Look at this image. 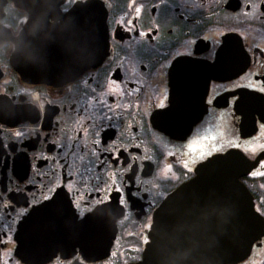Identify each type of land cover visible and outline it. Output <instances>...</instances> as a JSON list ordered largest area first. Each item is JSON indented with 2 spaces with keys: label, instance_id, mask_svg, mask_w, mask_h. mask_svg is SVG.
<instances>
[{
  "label": "flooded vegetation",
  "instance_id": "1",
  "mask_svg": "<svg viewBox=\"0 0 264 264\" xmlns=\"http://www.w3.org/2000/svg\"><path fill=\"white\" fill-rule=\"evenodd\" d=\"M87 2L104 14V57L83 68L78 52L74 78L40 83L48 57L60 63L82 49L86 17L71 14ZM261 86L264 0H0V264L135 263L165 198L226 152L256 162L240 181L263 222L235 264H264ZM195 111L202 116L185 134L156 127L160 114L178 120ZM54 199L74 221L104 231L101 249H61L43 263L16 253L20 223Z\"/></svg>",
  "mask_w": 264,
  "mask_h": 264
},
{
  "label": "water",
  "instance_id": "2",
  "mask_svg": "<svg viewBox=\"0 0 264 264\" xmlns=\"http://www.w3.org/2000/svg\"><path fill=\"white\" fill-rule=\"evenodd\" d=\"M80 11L87 24L82 49L67 51L60 63L48 57L37 79L40 83L74 78L80 72L74 64L78 52H83V68L95 66L104 57L106 28L100 6L92 2L78 4L72 17ZM201 116L195 111L178 120L158 118L156 127L169 135L185 134ZM255 164L238 152H226L197 166L194 177L156 209L142 258L130 264H235L243 259L263 234L262 218L240 181ZM57 202L54 199L37 207L20 223L15 234L20 257H37V262L43 263L61 249L78 247L86 255L101 249L104 231L96 230L90 219L74 221Z\"/></svg>",
  "mask_w": 264,
  "mask_h": 264
},
{
  "label": "snow or ice",
  "instance_id": "3",
  "mask_svg": "<svg viewBox=\"0 0 264 264\" xmlns=\"http://www.w3.org/2000/svg\"><path fill=\"white\" fill-rule=\"evenodd\" d=\"M131 6H132V5H131V3H130V4H129V7H131ZM135 11H136V14H137V17H138L139 14L141 13V8H140V7H136ZM128 23H129V24H132L133 21L129 20ZM141 35L144 36V35H147V34H146V33H141ZM179 62H180V57L178 56V57L175 59V63H179ZM172 66H173V65H171V64H166V65H164V67H165V68H168V69H170ZM116 84H117L116 81H112V82H111V84L109 85V87H108V89H107L108 94H112V95H115V94H116V92H117V88L115 87ZM258 90L261 91V92H264V86H261ZM163 95H164V99H167V93L165 92ZM100 103H106V102L103 101V100L101 99V100H100ZM160 104H161V106H163V105H164V100H161V101H160ZM261 119L264 120V117H262ZM262 127H264V125H262ZM16 135L19 136V135H21V133H20V132H17ZM204 139L207 140L208 138L205 137ZM211 139L215 140L216 137H212ZM188 147H189V150H190V151H196V150H197V149H195V148L193 147V144H192L191 142L189 143ZM212 147L215 148V145H213ZM260 147H261V148H264V145H261ZM211 150H212V149L210 148L208 151H205V152L203 153V155H205V156H206V155H209V154L211 153ZM257 164H259V165L261 166V168H264V161H257ZM167 167H168V170H171V165H168ZM185 167H187V164H185ZM257 174H258V173L255 172V171H253V172L251 173V175H253V176H256ZM259 175H264V172H260ZM113 185H115V179H113ZM115 190H116L117 192L121 191V189H119V188H115ZM121 202H123V201H121Z\"/></svg>",
  "mask_w": 264,
  "mask_h": 264
}]
</instances>
